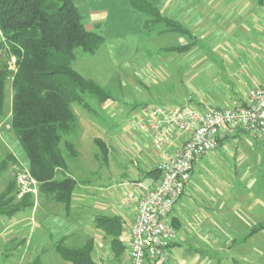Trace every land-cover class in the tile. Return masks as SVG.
<instances>
[{
  "label": "crops",
  "instance_id": "obj_1",
  "mask_svg": "<svg viewBox=\"0 0 264 264\" xmlns=\"http://www.w3.org/2000/svg\"><path fill=\"white\" fill-rule=\"evenodd\" d=\"M148 1L163 16L179 21L195 36V40L187 39L189 42L180 40L181 45L192 43L189 48L176 49L177 45H169L166 49L171 51V58H181L180 67L184 68L183 73L189 80L193 75L199 78L196 80L199 84L197 108L244 105L249 91L264 81V0ZM75 3L85 27L101 32L104 43H125L143 34H151L144 31L146 16L134 8L132 0H75ZM163 29L168 28L158 23L154 30L159 33ZM204 44L208 46L207 50L202 47ZM196 45L198 51H195ZM125 131L126 137L136 135L137 147H128L124 140L116 137L111 140L112 144L104 141L108 147L106 162L110 165L109 154L113 147L120 162H137L133 167L135 175L130 177L123 173L118 181L113 180L103 187L107 193L101 194L99 199L109 198L107 208L101 206L88 213L80 208L81 205L86 206L81 197L83 193H77L67 207L48 195L41 197L39 192L31 205L36 217L16 218L17 212L13 215L0 213V257L7 256L6 264H46V254L50 249L62 257L58 251L59 244L69 246L71 242H78L77 246H81L89 239L93 240L92 258L96 264H128L129 233L137 217L138 202L148 189L159 182L160 174L153 169L157 168L169 148L158 152L149 136L137 134L133 126L134 133ZM141 135L145 138L142 141L139 140ZM236 136L223 139L215 151L194 165L191 179L172 212L179 238L168 248L167 259H159L156 264H169L170 261L172 264H207L205 255L221 248L218 241L224 236V223L229 229L228 220L241 221L236 195L240 197L241 190L250 191L248 186L252 183L253 189L264 190V165L257 169L247 166L241 173L237 168L227 177L231 180L229 183L221 179L223 176L219 170L229 152L221 146ZM67 171L73 175L69 168ZM245 175L249 184L242 185L240 179ZM79 186L87 188L84 184ZM247 201L250 203L249 199ZM112 217H117L118 222L110 224L104 221V218ZM81 227L86 237L77 236V231H82ZM92 229L95 230L93 234L90 232ZM97 229L100 233H96ZM262 230L264 228L257 233ZM253 234L250 232L245 241ZM95 236L101 240H96ZM115 238L121 243L113 241ZM227 239V244H230L232 237ZM17 247H21L20 250L14 251ZM52 258H49V264L58 260V256L54 260Z\"/></svg>",
  "mask_w": 264,
  "mask_h": 264
},
{
  "label": "rangeland",
  "instance_id": "obj_2",
  "mask_svg": "<svg viewBox=\"0 0 264 264\" xmlns=\"http://www.w3.org/2000/svg\"><path fill=\"white\" fill-rule=\"evenodd\" d=\"M150 33L125 43L124 41L104 43L94 54L81 49L76 52L74 68L83 76L95 80L111 96L107 102L100 104L97 97L89 95L87 100L90 103V110L82 105L74 104L73 108L78 117L77 126L61 144L69 164L67 168L73 174L67 171L66 175L73 176L87 186L85 189L78 186L73 194L76 198L77 193H83L81 197L84 198L86 206L81 205L80 208L85 212H94V209L101 206L107 208L109 198L105 200L103 198L104 202L99 199L101 194L107 193L103 187L112 183L113 180L118 181L123 173L130 177L134 176L133 167L137 164L136 161L120 162L118 154L112 147V153L109 154L110 165H107L95 139L100 138L112 144L111 140L116 137L124 140L128 147L136 148L138 145L136 135L132 138L126 137L125 130L132 131L133 122L145 116L146 107H176L189 103L197 108L195 103L199 84L196 80L199 78L193 75L190 81L183 73L184 68L180 67L181 58H171V51L167 52L166 49L169 45L179 46L180 40H187V38L178 33H157L155 30H151ZM202 47L206 49L208 46L204 44ZM194 48L198 51V45ZM14 60L15 58L11 62V68L14 67ZM12 94L11 84L8 83L6 114L0 116V166L4 163L7 165L0 175V194L12 176L16 177L22 169L29 168L26 166L29 164L28 159L10 127ZM207 94L204 95L207 96ZM134 129L136 130L135 127ZM135 132L142 134L137 130ZM139 138L141 141L145 139L143 135ZM66 142L73 144L72 149L66 146ZM221 149H229L226 160L219 170L223 176L221 179L226 183L231 181L227 177L237 171V168L241 173L246 171L247 166L257 169L264 165V142L262 139H254L246 132H240L238 136L223 143ZM66 175L60 172L58 178L62 179ZM240 181L242 185L249 184L246 175L241 176ZM248 187L250 191L241 190L240 197L236 195V201L239 199L237 206L241 221L228 220L231 225L229 229L224 223V236L218 241V246L221 248H216L215 251L205 255L208 258L207 264H264V230L254 233L255 235L253 234L245 241L250 232L264 225V190L253 189V183ZM40 196L47 195L42 193ZM41 211L44 209L42 208ZM35 214L34 208L27 206L18 211L15 217L25 216L31 219L33 216L36 217ZM81 230L77 231V236L86 237L83 227ZM90 232L93 234L95 230L92 229ZM96 233L100 231L97 229ZM228 236L232 237L230 244H227ZM79 239L83 240V238ZM95 239L101 240L99 236H95ZM77 244L78 242H71L68 245L77 246ZM20 248L17 247L14 251ZM15 255L17 256L18 253ZM46 256V264L50 263L51 256L54 258L58 256L57 262L54 261L55 264H69L51 249ZM44 258L45 256H42V259ZM7 259V256H1L0 264H6ZM54 263L51 262V264ZM169 264L172 262L170 261Z\"/></svg>",
  "mask_w": 264,
  "mask_h": 264
},
{
  "label": "trees",
  "instance_id": "obj_3",
  "mask_svg": "<svg viewBox=\"0 0 264 264\" xmlns=\"http://www.w3.org/2000/svg\"><path fill=\"white\" fill-rule=\"evenodd\" d=\"M132 4L146 16L145 32L161 23L168 29L160 32H175L189 41L195 40L186 26L163 16L148 0H132ZM104 41L101 32L85 27L75 0H0V116L6 114L10 83L13 90L10 127L28 159L31 174L40 183L39 192L67 207L81 184L66 175L67 159L61 147L64 138L77 126L73 105L90 110L89 95L97 97L100 104L111 97L95 80L77 71L73 62L78 49L94 54ZM190 45L179 44L176 49ZM240 132L244 131L237 130L236 135ZM95 143L106 159V142L97 138ZM66 146L72 149L73 144L66 142ZM6 166V163L0 166V175ZM153 171L161 176L159 169ZM59 172L66 176L59 179ZM17 194L16 177L12 176L0 194L1 214L13 215L33 204L32 194L21 200ZM104 221L114 224L118 218H104ZM263 228L260 225L251 234ZM113 241L121 243L117 238ZM58 251L70 264H96L92 258V239L81 246L59 244Z\"/></svg>",
  "mask_w": 264,
  "mask_h": 264
},
{
  "label": "built area",
  "instance_id": "obj_4",
  "mask_svg": "<svg viewBox=\"0 0 264 264\" xmlns=\"http://www.w3.org/2000/svg\"><path fill=\"white\" fill-rule=\"evenodd\" d=\"M144 110L145 116L132 126L152 139L155 150L164 152L169 148V152L157 164L161 172L159 182L138 202L137 217L129 233L128 264H156L159 259H167L168 248L179 238L172 218L174 205L184 193L198 161L237 130L258 140L264 138V81L249 91L244 105L199 110L187 103ZM29 171L25 167L16 175L18 200L39 193L40 183Z\"/></svg>",
  "mask_w": 264,
  "mask_h": 264
}]
</instances>
